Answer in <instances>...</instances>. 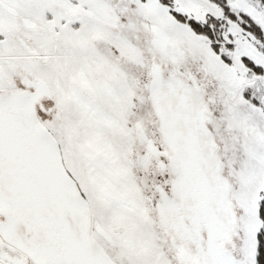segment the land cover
Returning a JSON list of instances; mask_svg holds the SVG:
<instances>
[{"label":"snow or ice","instance_id":"1","mask_svg":"<svg viewBox=\"0 0 264 264\" xmlns=\"http://www.w3.org/2000/svg\"><path fill=\"white\" fill-rule=\"evenodd\" d=\"M0 264H264V0H0Z\"/></svg>","mask_w":264,"mask_h":264}]
</instances>
